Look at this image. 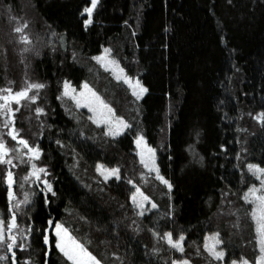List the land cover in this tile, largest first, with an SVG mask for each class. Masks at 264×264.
Here are the masks:
<instances>
[{
	"label": "trees",
	"instance_id": "1",
	"mask_svg": "<svg viewBox=\"0 0 264 264\" xmlns=\"http://www.w3.org/2000/svg\"><path fill=\"white\" fill-rule=\"evenodd\" d=\"M89 3L0 0V89L45 84L37 101L25 103L20 123L29 122L24 138L42 149L53 186L52 192L33 188L17 211L19 230L31 226V232L17 231L25 247H17L16 259L71 264L51 233L60 222L101 264L253 262L256 234L242 198L251 179L243 162L264 165V123L256 119L264 112V0H99L85 25ZM13 20L28 22L29 43L19 40ZM103 48L148 89L139 101L109 73L96 75L92 57ZM66 80L90 82L130 127L110 137L73 115L58 98ZM37 107L45 111L39 115ZM137 133L156 149L160 173L173 185L151 191L157 207L143 215L131 200L141 173ZM97 164L118 167L120 179L103 180ZM1 182L0 213L7 217ZM166 231L185 234L183 253L162 238ZM216 231L224 241L221 263L204 248L205 235Z\"/></svg>",
	"mask_w": 264,
	"mask_h": 264
},
{
	"label": "snow or ice",
	"instance_id": "2",
	"mask_svg": "<svg viewBox=\"0 0 264 264\" xmlns=\"http://www.w3.org/2000/svg\"><path fill=\"white\" fill-rule=\"evenodd\" d=\"M98 4V0H91V6L85 7L84 12L88 14V19L84 21L85 25H88L92 22V13L95 7ZM15 19V18H13ZM27 21L22 20L21 24L14 28L16 33H19V40L27 44L30 42V38L25 34V29L27 28ZM127 23V21H125ZM61 39L63 37L61 36ZM22 51H28L27 48L22 49ZM111 52L110 48L104 49V53L100 56L93 57V59L99 61L102 66L106 69L111 68L113 73L116 76L117 80L123 79V81L132 88L133 95L139 99L145 92L148 91L146 87L137 79L133 83L131 77L124 73V69L119 66V61L114 57H109L108 53ZM39 54V53H37ZM9 83H12L11 81ZM45 84L40 82H28L20 90H14L12 87L6 89H0V115L5 117L4 126L7 128V134L13 140L19 141V144L22 145L26 152L23 155L29 157V162L31 163V168L28 175L24 177L25 180L31 177H35L36 180L41 179V173L45 176L47 175L46 167H39L36 163L32 161L38 160L41 156L42 149L39 145L32 146L29 141L23 136H18L19 130L15 126V115L14 113L19 111L18 108L13 107V104L19 105L24 100L36 101L39 96V90L43 89ZM35 89L34 94H30L31 90ZM62 96L70 97L75 101L76 107L79 108L82 105L89 108L93 113L89 117L90 120H93L96 124H104L107 126V135L117 136L124 129L130 127L128 122L124 120L123 117H117L115 112L110 104L106 103L89 85L85 82L77 93L75 88L71 87L69 81H64V91ZM60 98V97H58ZM36 113H43L45 111L42 107H37L35 109ZM256 119L261 123H264V112L259 113L256 116ZM59 144L60 141H57ZM135 143L137 146L138 155L140 157V163L144 168L148 169L150 172H155L156 178L162 183L167 185L168 189L171 190L173 185L160 173L159 166L156 164V149L153 148L150 144L147 143L145 137L142 134H139L135 138ZM223 147V145L221 146ZM11 149L7 146L3 137L0 136V163L11 164V159H6L8 153ZM239 155V154H238ZM200 160H203V157H200ZM23 162V161H22ZM248 170L253 173L259 180V185L252 184L247 190L243 193V200L251 205V219L255 222V232H256V242L259 248V255L256 257L254 264H264V167H261L259 164H248ZM97 171L104 176L105 180H108L110 177H115L120 179V169L117 168H108L105 165L97 164ZM144 174L141 173V176ZM5 183L8 186V198L11 201L14 198L13 184L14 174L12 171H8L4 177ZM43 183L46 185V191L52 192L53 186L51 182L47 179L43 180ZM129 183L133 181L129 180ZM53 195L55 193L53 192ZM28 194H25V199L21 203L28 202ZM131 200L133 204L140 208L142 211L140 215H143L145 209V202L150 201L151 198L146 195L140 187H136L135 191L131 193ZM18 208L19 205H16ZM157 205L155 202H152V208H156ZM49 224H52L53 221H49ZM19 230L17 222V212L13 210L7 220L0 218V244H6L9 252H12L13 262L15 261V252H13L14 247H19L23 249L25 247L24 243L17 244ZM27 231L29 234L31 232V226L26 230H19V232ZM55 247L67 258L68 261H71V264H101L99 260L88 248L80 242V240L72 234L69 228L65 227L63 223L55 222ZM7 234V235H6ZM158 235V233H157ZM163 239H166L168 245L183 253L184 252V240L185 234L183 232L176 238L174 234L170 231L163 233ZM211 240V243H209ZM44 244H49L50 238L47 234V230L43 233ZM224 241L222 239L221 233L219 231L212 232L205 235L204 248L207 250L209 255L213 257L216 261H223L225 259V249L220 247L223 245ZM159 249L154 248L153 252H157ZM3 259V257H0ZM172 264H191V261L187 258L184 259H173ZM231 264H250V261L247 259L241 258L240 260H232Z\"/></svg>",
	"mask_w": 264,
	"mask_h": 264
},
{
	"label": "rangeland",
	"instance_id": "3",
	"mask_svg": "<svg viewBox=\"0 0 264 264\" xmlns=\"http://www.w3.org/2000/svg\"><path fill=\"white\" fill-rule=\"evenodd\" d=\"M99 1V0H98ZM91 6V0H90V3L87 7ZM84 12V11H83ZM84 14L86 15V19H88V14L84 12ZM93 14V13H92ZM11 28H15L17 26H19L18 24H16L15 20H13L11 22ZM19 34V33H17ZM19 48H20V45L18 43L17 45ZM104 53V48L102 49V51L96 55V56H100L101 54ZM94 56V57H96ZM108 56L109 57H113L112 56V53H108ZM92 61L94 62V64L96 65V67L98 68V70H96V75H97V72H98V75L100 76L101 73L100 72H107L109 73V75L113 78V80L115 82H119L120 84H122V86L126 89L127 93L130 95V97L134 100V101H139L141 99V97L144 95H142L139 99H137V97L135 95H133V90L132 88L129 86V84L125 83L123 81V79L121 80H117L116 79V76L115 74L113 73V70L111 68H105L104 66L101 65V63L95 59H93L92 57ZM119 66L121 68H123L120 63H119ZM124 69V68H123ZM100 71V72H99ZM124 73H126L129 77L132 78L133 80V83L135 82V80H139L138 77L136 76H132L130 74H128L126 72V70L124 69ZM90 77V76H89ZM140 81V80H139ZM85 82H82V83H78L77 85H73L71 84V87L72 88H75L77 93H79L80 89L82 88L83 84ZM88 85L95 91V89L92 87V85L90 84V82H88ZM6 88L8 87H11L10 85H6L4 86ZM64 91V83L61 85V88H60V98L63 102V105L64 107L67 109V110H70L73 115H84L86 116V118L88 119V121L94 125L95 127L97 128H100L102 127L103 130H104V133L107 132V126L104 125V124H96L93 120H90L89 117L93 115V113L89 110L88 107L86 106H81L79 108L76 107V104H75V101H73L70 97H67V96H62V93ZM36 92L35 89L31 90V93L30 94H34ZM96 92V91H95ZM97 93V92H96ZM98 94V93H97ZM38 100V99H37ZM36 100V101H37ZM33 101H29V100H24L22 101L21 104L19 105H16L15 103L13 104V107L15 108H18L19 106L21 107H25V103H31ZM35 102V101H34ZM106 102V101H105ZM107 103V102H106ZM109 104V103H108ZM112 107V106H111ZM113 108V107H112ZM114 110V108H113ZM20 112H18L17 114L19 115V118L16 116V112L14 113L16 119H15V126L16 128L19 130L18 132V136H27V133H30V130L31 128L29 127L30 124L28 121L24 122V120L20 123L21 121V117H23V113L21 110H19ZM115 115L117 117H123L124 120L127 121V119L124 117V115H121V114H118L115 110ZM37 114H42V113H37ZM4 121H5V117L3 115H0V136L3 137L4 141L6 142L7 146L11 149V151L8 153V156L6 159H11L12 160V163L11 164H7V163H0V182L5 184L6 186V194H7V199H8V208H7V211H9L8 213L11 214V212L13 210H15L16 212L21 210V209H24V207L26 206V204L28 203H21L22 201H24L25 199V194H28V197L30 199L32 193V189L34 188V185H36V183H34V177H31L29 176V178L27 180L24 179V177L26 175H28L29 173V170L31 168V163L29 162V157L27 155H23L24 152H26L27 150L22 147L21 145H19V141H14L13 139L10 138V136H8L7 134V128L4 126ZM128 122V121H127ZM129 124V123H128ZM130 125V124H129ZM129 128V127H128ZM128 128L124 129L123 132H121L119 135L117 136H114V137H118L120 135H122ZM140 133H137L134 137V140H133V145H134V149H135V154H136V157H137V160H138V164H140V168H141V173H143L144 175L141 176V173L138 175V178H139V185L138 187L141 188V190L146 194L148 195L151 200L150 201H147L145 202V209L143 211V213L147 212L150 208H152V202H153V197L150 196L151 194V191H154V190H158L159 187L158 186H163L165 185L164 183H162L160 180H158L156 178V175H155V172H150L148 169L144 168V166L140 163V157L138 155V149H137V146H136V143H135V138L137 135H139ZM110 137H113L111 135H109ZM144 136V135H143ZM28 137V136H27ZM147 143L150 144L147 140V137L144 136ZM34 144V143H33ZM35 145V144H34ZM151 145V144H150ZM152 146V145H151ZM153 147V146H152ZM41 157V156H40ZM23 161V162H22ZM32 163H36L37 166L39 167H45L41 164V158H39L38 160H35V161H32ZM156 164H157V152H156ZM102 165V164H100ZM247 163L243 162V167H244V172L245 175H248L251 179V183L247 186V188L252 185V184H257L259 185V180L257 179V177L255 175H253L252 172H250L248 170V167H247ZM261 167H264L261 166ZM108 168H117V167H108ZM12 171L13 174H14V181L15 183L13 184V191H14V198L10 201L9 198H8V186L7 184L5 183V180H4V177L6 176V171ZM47 171V170H46ZM95 171H96V174L99 175L103 180L104 179V176L101 175L100 172L97 171V165L95 166ZM246 179H247V176H245ZM111 178H115V177H110L109 179ZM44 179H47L48 180V172H47V175L45 176L43 173H41V179L38 180V182L40 183L39 186L40 188L39 189H36L38 191H44L46 189V185L43 183V180ZM153 181V182H152ZM44 184V186L42 185ZM136 187V186H135ZM134 187V188H135ZM165 188H168L167 185H165ZM246 188V190H247ZM245 190V191H246ZM135 191V190H134ZM244 191V192H245ZM28 199V201H29ZM245 202V201H244ZM133 203V202H132ZM246 203V202H245ZM248 205V203H246ZM16 205H19V207L17 208ZM250 205V204H249ZM136 207V206H135ZM250 208V212H251V205L249 206ZM137 208V207H136ZM137 210L139 212H141L142 210L140 208H137ZM10 214H8V216L6 217V213H0V218H3L5 220H7L10 216ZM251 217V215H250ZM253 221V220H252ZM253 225H254V229H255V222L253 221ZM55 224L52 226L51 228V233H52V236L54 237V244H55ZM256 234V232H255ZM7 235V234H6ZM209 243H211V240H209ZM256 245H257V242H256ZM17 250V247H14L13 248V252H15V261H16V264H20L18 262V260L16 259L17 257V254H16V251ZM206 250V249H205ZM60 252V251H59ZM207 252V250H206ZM61 253V252H60ZM208 253V252H207ZM62 254V253H61ZM209 254V253H208ZM63 255V254H62ZM259 255V248L257 246V254L254 256V261L253 262H250V264H254L255 262V259L256 257ZM64 256V255H63ZM210 256V255H209ZM0 257H3V259H0V264H12L13 262V256H12V252H9L8 249H7V246L6 244H0ZM65 257V256H64ZM211 257V256H210ZM66 258V257H65ZM213 259V261H216L213 257H211ZM67 259V258H66ZM71 262V261H70ZM220 263L222 261H219Z\"/></svg>",
	"mask_w": 264,
	"mask_h": 264
},
{
	"label": "flooded vegetation",
	"instance_id": "4",
	"mask_svg": "<svg viewBox=\"0 0 264 264\" xmlns=\"http://www.w3.org/2000/svg\"><path fill=\"white\" fill-rule=\"evenodd\" d=\"M18 109L21 110L22 112H25V110H26L25 107H21V106H19ZM35 109H36V108H35ZM35 109H34V111H35ZM18 112H20V111H17V112H16V116L19 118V115L17 114ZM35 113H36V111H35ZM10 138H11V137H10ZM11 139H12V138H11ZM14 141H18V139H17V140H14ZM34 141H35V140H34ZM34 144L37 145V143H35V142H34ZM34 144H33V143H30V145H32V146H35ZM19 145H20V144H19ZM21 146H22V145H21ZM22 147H23V146H22ZM26 150H27V149H26ZM7 172H8V170L6 171V174H7ZM34 183H36V185H34V188H35V189H39V188H40V186H39L40 183L38 182V180L35 179V177H34ZM42 185L44 186V184H42ZM48 225H49V228H50L51 225H50V224H48Z\"/></svg>",
	"mask_w": 264,
	"mask_h": 264
}]
</instances>
